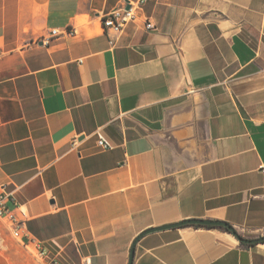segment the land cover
<instances>
[{
  "label": "crops",
  "instance_id": "1",
  "mask_svg": "<svg viewBox=\"0 0 264 264\" xmlns=\"http://www.w3.org/2000/svg\"><path fill=\"white\" fill-rule=\"evenodd\" d=\"M130 1L0 0V188L27 215L0 264H130L186 220L264 237V0H144L105 32ZM132 264H264V241L181 227Z\"/></svg>",
  "mask_w": 264,
  "mask_h": 264
},
{
  "label": "built area",
  "instance_id": "2",
  "mask_svg": "<svg viewBox=\"0 0 264 264\" xmlns=\"http://www.w3.org/2000/svg\"><path fill=\"white\" fill-rule=\"evenodd\" d=\"M145 1L140 0L136 2L123 3L120 7L114 9L113 11L105 14L102 18V26L105 32L111 33L115 36H120L124 33L127 27L139 20L138 12L142 9ZM130 7L127 9V7ZM145 29L150 31L155 29V25L146 21ZM77 35V29L75 27H68L64 32L54 29L51 31L50 35L41 40L43 45H49L54 37L57 36H75ZM99 145L104 150L111 149V145L99 135ZM11 201V194L7 193L5 187L0 188V219H5L11 225L12 235L15 239H23V226L25 225V220L27 215L21 211V219L9 208L8 204ZM35 251L40 259L48 260V252L42 248L37 243H34ZM86 264H90L89 259L86 260ZM47 264H59L55 261L47 262Z\"/></svg>",
  "mask_w": 264,
  "mask_h": 264
},
{
  "label": "water",
  "instance_id": "3",
  "mask_svg": "<svg viewBox=\"0 0 264 264\" xmlns=\"http://www.w3.org/2000/svg\"><path fill=\"white\" fill-rule=\"evenodd\" d=\"M129 8L130 7L128 6L127 9H129ZM187 226L221 227V228H225V229L229 230L230 232H232L235 235V237H237V239L242 244H245V245H253V244H257V243H260V242L264 241V237L261 238V239H247V238L241 237V236L238 235V233L230 225H228L227 223H224V222L210 221V220H186V221H183L181 223H177V224H173V225H166V226H163V227L150 229V230L144 232L138 238L137 242L143 236L151 234V233L160 232V231H164V230H170V229H176V228H181V227H187ZM136 243H135V245H134V247L132 249V252H131V263L130 264H132V262H133Z\"/></svg>",
  "mask_w": 264,
  "mask_h": 264
},
{
  "label": "trees",
  "instance_id": "4",
  "mask_svg": "<svg viewBox=\"0 0 264 264\" xmlns=\"http://www.w3.org/2000/svg\"><path fill=\"white\" fill-rule=\"evenodd\" d=\"M224 230H226V231H229V230H227V229H225V228H223ZM230 232V231H229ZM232 233V232H231ZM243 245H245V244H243Z\"/></svg>",
  "mask_w": 264,
  "mask_h": 264
}]
</instances>
